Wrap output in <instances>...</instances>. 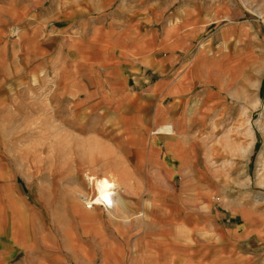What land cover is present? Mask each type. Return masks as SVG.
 <instances>
[{"label": "rangeland", "instance_id": "rangeland-1", "mask_svg": "<svg viewBox=\"0 0 264 264\" xmlns=\"http://www.w3.org/2000/svg\"><path fill=\"white\" fill-rule=\"evenodd\" d=\"M13 1L26 6L20 23H39L51 36L49 51L28 56L27 83L0 92V155L46 230L63 238L75 224L83 239L85 224L138 223L117 233L126 255L139 237L160 258L170 241L218 239L214 227L192 230L203 214L228 227L243 222L241 209L264 214V0ZM181 26L187 36L175 33ZM132 36L155 41L153 51L132 50ZM173 51L175 61L153 62ZM182 69L191 86L182 95L168 93L183 85L154 88ZM119 72L122 79H109ZM155 110L169 115L162 121ZM157 160L177 172L168 183L155 178ZM97 178L114 182L117 215L84 199L94 198ZM164 208L183 210L186 227L174 230L156 211ZM101 233L91 240L108 238Z\"/></svg>", "mask_w": 264, "mask_h": 264}, {"label": "crops", "instance_id": "crops-1", "mask_svg": "<svg viewBox=\"0 0 264 264\" xmlns=\"http://www.w3.org/2000/svg\"><path fill=\"white\" fill-rule=\"evenodd\" d=\"M12 2L14 1L0 0V92L3 88L12 85L13 82H17L18 79L25 80V82L28 80V56L32 52H37V48H40V51L44 53L49 51L46 42L51 35H48L39 23L28 25L20 23L19 20L22 17H27L23 11L24 8H22L26 6H21V4L15 6ZM30 14L31 12H29ZM44 32L46 38L40 39V35ZM171 32L173 31L169 30V33ZM176 32L187 36L186 26H181L179 29L177 27ZM58 38L56 37L57 51L51 58L53 72V63L59 52ZM74 40L76 39L73 38L72 41ZM186 40V38L183 39L185 42ZM68 41L70 43L68 51L70 52L69 48L74 46L70 42L71 39ZM130 41L134 44L132 50H139L143 53V57L152 52L151 49L155 47L153 40L138 39V37L132 36ZM176 44L179 46L182 41L177 40ZM111 45L114 51L118 47L123 48L120 43ZM166 46L169 51V46ZM176 59L177 53L173 51L168 52L166 57H159L157 61L154 59L153 62L166 65ZM43 69L46 71L49 66L46 65ZM180 72L171 79L159 78L154 88L161 89L166 84L165 87L170 86L168 90L171 91L172 86L179 88L180 85H183V88L174 92L167 91L168 95L172 97L182 95L191 86L186 78L185 69ZM122 74L123 72L113 73L108 77L110 80H117L118 76L121 77ZM2 103L0 97V105ZM156 111L154 117L162 121L166 120L169 115L167 110L161 113ZM152 165L151 168H155L156 172L155 178L159 182L168 183L172 174L177 173L173 172V168L167 161H153ZM123 182L126 183V181ZM22 185L20 177L11 163L2 159L0 155V264H264V214H255L248 208L241 209L238 213L241 220L246 223L244 226H242L243 222L233 227L214 226L213 222H208L210 216L203 214L201 216L204 219L203 223L195 224L192 227V230L197 231H209L210 227H214L218 239L197 240L196 242L170 241L164 246L162 257L158 258L155 256L156 248L142 242L138 237L136 240L134 239L131 245L132 252L127 256L124 238L117 233L137 231L140 227L138 223H117L108 219V227L101 223L100 225L85 224L83 231L85 238L83 239L82 235L75 233L77 229L74 224V226H69L68 233L64 234L63 238L58 237L52 230L45 229L43 214L38 208L37 202L33 205V201H30V198L22 190ZM178 203L181 205L182 198ZM181 209L183 208L181 207ZM169 210L166 208L162 212L156 209L157 212H160L159 216H165L170 221L174 230H177L178 227L184 229L186 225L182 220L183 210L179 215L169 213ZM79 216L85 221L90 218L87 212H80ZM242 216H247V218L244 219ZM217 217H220L219 213ZM70 230L73 233H69ZM86 230H89V233H86ZM98 230L102 232V235L106 231L105 237L108 238L91 240V233ZM108 230L113 234L112 236L111 233L109 234L111 239Z\"/></svg>", "mask_w": 264, "mask_h": 264}, {"label": "bare ground", "instance_id": "bare-ground-1", "mask_svg": "<svg viewBox=\"0 0 264 264\" xmlns=\"http://www.w3.org/2000/svg\"><path fill=\"white\" fill-rule=\"evenodd\" d=\"M91 177H88L90 180ZM115 188L114 182L109 180L108 178H97L94 181V198L91 196H85V200L88 201L89 207L93 208L96 206L104 207L107 209L112 215H117L119 210V206L116 205L113 201V190Z\"/></svg>", "mask_w": 264, "mask_h": 264}]
</instances>
